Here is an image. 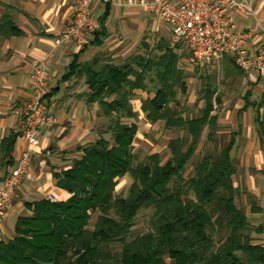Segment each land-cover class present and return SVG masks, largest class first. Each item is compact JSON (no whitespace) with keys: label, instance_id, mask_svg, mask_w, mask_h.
Wrapping results in <instances>:
<instances>
[{"label":"trees","instance_id":"obj_1","mask_svg":"<svg viewBox=\"0 0 264 264\" xmlns=\"http://www.w3.org/2000/svg\"><path fill=\"white\" fill-rule=\"evenodd\" d=\"M16 32L10 16L2 15L0 36ZM175 63V55L165 50L156 60H138L140 70L130 63L74 65L86 77L88 100L98 102L110 123L70 168L54 172L56 185L70 194L67 199L24 202L28 213L18 216L14 236L0 242V264H264V244L252 236L261 228L253 227L235 202L232 140L203 155L192 176L183 175L204 126L214 127L216 116L210 115L208 90L199 117L184 118L169 105L176 99L175 86H182ZM153 68L158 86L142 104L147 119L186 132L168 141L169 158L163 164L156 153L135 160L137 126L123 122L136 117L129 101L132 91L143 86ZM258 126L264 133V124ZM15 138L11 134L2 141L6 154ZM125 175L131 182L123 196L116 185ZM141 210H149L148 220L145 229L136 230ZM116 244L120 250L114 254Z\"/></svg>","mask_w":264,"mask_h":264},{"label":"crops","instance_id":"obj_2","mask_svg":"<svg viewBox=\"0 0 264 264\" xmlns=\"http://www.w3.org/2000/svg\"><path fill=\"white\" fill-rule=\"evenodd\" d=\"M253 8L252 15L232 14L237 30L247 34L244 48L250 54L264 49V0H254ZM92 9L100 27L89 45H55L54 39L73 14L74 0H0V17L10 16L19 31L0 36V182L26 147L17 132L14 109L30 95L32 68L43 59L47 60L50 74L47 101L58 119L38 136V146L32 151L28 170L0 222V242L14 236L18 216L28 213L24 202L49 199L50 195L58 201L70 196L56 185L54 172L70 168L72 161L79 158L82 150L110 123L109 118L100 113L98 102L88 100L91 91L86 77L78 73L74 65L130 63L140 70L136 65L138 60H156L165 50H170L175 55L176 69L182 72V86H175L176 99L169 105L176 110L172 104L180 97L187 98L194 102L196 114L179 115L199 117L205 108L204 93L208 90L213 107L220 106L219 112H215L216 108L210 111V115L216 116L215 126H204L194 154L202 146L205 154L211 153L232 140L230 157L236 169L231 180L238 190L235 202L238 207L241 204L249 223L261 228L259 232H252V236L257 243L264 244V133L258 126L259 121L264 124V101H261L264 87L257 74L243 72L229 62L228 57L208 65L193 64L187 47L172 43L170 26L139 5H127L124 0H93ZM154 73L153 68L145 75L143 86L132 91L129 101L136 117H124L123 122L136 123L133 146L154 124L177 132L164 144L169 152L168 141L185 136L186 132L167 128L164 120L147 119L142 104L156 93L158 82ZM215 76L221 79L218 87L211 85ZM213 88L217 89L216 94ZM11 134H16V138L10 153L6 154L2 141ZM104 136L110 140L109 133ZM159 152L152 150L146 156L154 153L160 156ZM160 163L163 164L161 159ZM127 177H122L116 188L123 180L127 182Z\"/></svg>","mask_w":264,"mask_h":264},{"label":"built area","instance_id":"obj_3","mask_svg":"<svg viewBox=\"0 0 264 264\" xmlns=\"http://www.w3.org/2000/svg\"><path fill=\"white\" fill-rule=\"evenodd\" d=\"M92 1L74 0L73 14L54 39L55 45L73 43L83 47L92 42L100 27ZM124 3L139 5L167 23L172 43L184 44L192 63L208 65L230 56L243 72H255L264 87V49H258L254 54L247 52L244 48L247 34L237 30L232 19V14L252 15L254 0H124ZM31 79L30 95L14 109L17 132L26 147L0 182V222L28 170L32 151L38 146V136L43 129L58 122L47 101L50 74L46 59L33 66ZM49 200L57 199L50 195Z\"/></svg>","mask_w":264,"mask_h":264},{"label":"rangeland","instance_id":"obj_4","mask_svg":"<svg viewBox=\"0 0 264 264\" xmlns=\"http://www.w3.org/2000/svg\"><path fill=\"white\" fill-rule=\"evenodd\" d=\"M155 39V38H154ZM150 41H152V38L150 36ZM194 64V63H193ZM221 79L217 78L216 76L213 77L211 85L213 87H218L220 84ZM217 90V89H216ZM215 88H213L214 94ZM194 102L188 100L187 98L180 97L178 99L177 103H173L172 106L176 107V110H178V113H181L185 116L195 115L196 111L194 109ZM220 106L217 105L215 112H219ZM153 126V125H152ZM161 131V132H160ZM159 134V135H158ZM178 133L175 131H166L162 129L161 126H158L157 124H154V127L150 130V132L144 136H140L139 139H136L135 144L133 146V152L135 154V160L136 161H142L145 159L148 152L152 150H159L160 152V159L161 162H165L167 158L169 157V152L164 148V144L166 143L167 138L176 136ZM218 142H221L220 139H216ZM216 143H214L215 146ZM217 150H213L211 153H214ZM205 154L204 148L202 146V149L195 153L194 156L190 159V161L187 163L185 170L183 172V175L185 177H190L194 173V166L195 163ZM129 176V175H128ZM127 182L122 181V185L120 184L116 188L117 194H123V196L126 194V189L129 186V182L131 180L130 176L127 177ZM240 207L242 208L241 204ZM149 215V210H141L138 213L137 219H136V225L134 228L136 230L145 229V226L147 224ZM96 219V214H93L90 220V224L93 225ZM111 250L114 254H117L120 250V247L118 244L111 247Z\"/></svg>","mask_w":264,"mask_h":264}]
</instances>
